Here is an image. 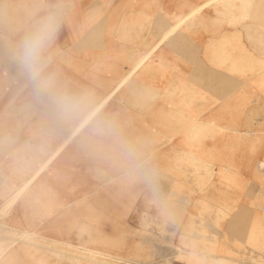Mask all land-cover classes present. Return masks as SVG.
Returning a JSON list of instances; mask_svg holds the SVG:
<instances>
[{
	"label": "crops",
	"instance_id": "1",
	"mask_svg": "<svg viewBox=\"0 0 264 264\" xmlns=\"http://www.w3.org/2000/svg\"><path fill=\"white\" fill-rule=\"evenodd\" d=\"M32 1L38 8L36 12L50 2ZM112 1L65 0L68 4L73 3L74 7L69 10L66 23L56 40L63 43L59 46L55 42L50 50L53 59L48 71L54 73L55 83L47 90H40L34 82L27 85L28 87L25 86L29 78L21 69L18 68L17 75L14 76L8 71L11 62L15 60L12 55L15 44H10L21 38L26 25L30 23L29 20L26 24L27 19L33 18L34 14L27 11L25 0H2L3 12L10 4L9 26L12 28L7 29L6 36L0 35V41L4 42L0 51L8 54L13 60L8 58L7 65L4 66L6 60L0 55V71L5 76L15 78L17 82L8 79L1 84L0 104L7 100L8 103L0 108V157L3 155L5 158L8 152L10 158L14 161L17 159L18 179L14 189L18 184L22 189L5 212L7 214L11 207L17 204L15 217L5 220V214L0 219V264L4 260L10 264H118L120 260H125L122 255L123 246L118 239L122 230H116L115 236L105 238V234L99 230L100 222L90 220L89 213L86 214L85 204L93 203L97 212H100V207L107 208L113 200L100 197L98 186L94 185L98 183L108 186L113 179L115 183L123 184L133 181L136 173L132 166L133 160L141 157L139 155L143 150L154 167L163 169L165 188L161 195L171 197L168 201H184L183 196L185 199H192L196 202L195 207L199 210V215L186 207L175 221L166 217V214L159 217L153 212L135 211L136 227L129 223L126 225L130 237H136L130 241V249L135 247L132 256L139 255L140 249L145 247V254L153 258L157 244L162 243L165 247L171 238L176 243L178 236V246L181 249L188 247L190 251L184 254L187 258L194 257L195 261L203 256V242L210 240L216 254H225L226 258L228 256L226 263L255 264L254 260L264 258V171L258 169V164L264 166V147L254 152L250 161L252 163L258 159L253 166L259 173L258 176H242L249 173L245 167L249 153L247 147L240 148L236 153L240 161V176L225 177V180L219 178V182L215 184L231 185L224 188L221 194L219 190L223 186L215 190L214 176L209 177L206 171L208 166L214 168V146H209L212 139L205 140L203 145L189 144L177 134V123L170 124L177 120L200 121L203 120L204 114L200 112L186 116L177 112L170 113V109L166 111L167 97L164 93L165 88L171 87V82L167 81L169 71L174 69L172 72L184 74L180 78L181 82L176 83L178 86L184 81L182 78H188L187 74L191 75L192 70L187 68L189 64L195 65L190 68H195L196 76L198 72H202V65L198 66L197 63L203 54L202 41L214 35L209 34L214 32V11L210 15L199 17L197 14V18H192L189 13L200 5L189 0L182 1L180 10L173 9L176 0H141L135 3L130 1V4ZM139 8L154 13L149 24L150 30L145 34L142 43L139 41L144 34L140 36L137 32H131L132 27H127V32H116L113 27L118 25L116 21L119 13L127 16L134 14L135 16L130 18L137 20ZM247 9L248 12L258 10L262 13L264 1L237 0L236 6H231L230 11L225 13L227 20L232 19L240 10ZM184 13L188 16L176 24L177 19ZM197 19L204 23L206 31L193 33L192 24H195ZM15 20H18V23H15ZM227 20L222 24L224 27ZM258 20L264 21V17L260 14ZM173 23L177 28L165 37L170 38V42H166L165 38L161 39L162 34L158 30L168 24L164 27L166 29ZM199 28L201 29V26ZM74 51L77 54L72 55ZM145 53L147 56L140 66L131 73L128 80L116 88V83ZM61 60L69 70L80 77L62 71L59 68ZM200 74L198 73L199 76ZM16 87H19V90L14 95L13 90ZM25 87L27 88L24 90ZM113 89L115 91H112ZM259 94V99L251 96L253 100L249 102L251 104H248V107L254 106L251 115L253 118L261 117L259 120L262 122L264 92ZM102 98L104 99L101 100ZM24 99H30L26 102L30 107L23 108V105H26L22 104ZM12 102H15L12 109L5 112ZM199 102L194 105L197 106ZM144 104L145 109L141 108ZM36 105H39V108ZM203 106L214 111V104ZM22 115L27 117L23 124L18 121ZM209 117L214 120V114ZM241 117L240 114L235 119L238 125ZM179 133L181 134L180 130ZM16 137L18 139H14ZM43 138L50 143L49 148ZM151 145L157 147L153 153L149 149ZM11 153L17 156L12 157ZM207 157L211 158V162L207 161ZM107 168L117 171L114 177L107 172ZM177 191L179 195L176 197ZM130 195L128 202L136 201V196H133V193ZM7 197L3 196L2 201ZM114 200L123 202L120 197H115ZM73 201L81 202L83 208H74ZM128 202L120 205L113 214L115 218L120 219V226L129 215ZM203 204L214 210L205 216L206 218L201 216ZM72 210L76 211L77 215L73 216V220L67 219L64 226L67 227L66 230L61 229L63 217H68ZM142 212L146 213L148 220L151 217L153 220L157 218L162 224L159 227L144 226ZM200 225L204 226V233L200 230ZM69 226L80 228V234L88 230V236L72 242L68 235L61 234L64 231L69 233ZM172 227L176 228L174 235H171L174 231ZM152 228L156 231L150 236L148 234ZM133 231L142 234L136 236ZM92 232L96 234L90 235ZM161 233L164 238H160ZM103 242L105 245H101ZM107 243H110L114 250L110 245H106ZM192 245L194 248L190 247ZM80 249H83V256L79 254ZM90 252L93 255L87 254ZM21 253L27 259L25 262H17L16 256ZM48 253H52V256ZM59 259L66 260L62 262ZM173 261L172 264L185 263L181 260ZM143 262L147 264L146 261ZM186 264H189V261H186Z\"/></svg>",
	"mask_w": 264,
	"mask_h": 264
},
{
	"label": "rangeland",
	"instance_id": "2",
	"mask_svg": "<svg viewBox=\"0 0 264 264\" xmlns=\"http://www.w3.org/2000/svg\"><path fill=\"white\" fill-rule=\"evenodd\" d=\"M25 1H26L27 11L30 14L32 13L33 15L34 12H36V10L38 9L36 4L32 0H25ZM116 1H118V4H123V3L130 4V1L135 3L141 0H113L112 3H115ZM182 1L183 0H176L173 9L180 10L181 5L183 4ZM189 1H192L197 4L199 3L200 5V9L198 10L199 17L205 14L210 15L211 13H213L212 11H214V23H213L214 32L209 33L214 35L208 36L202 41L201 51L203 52V54L201 56V59L198 58L200 60L197 63L198 66L202 65V72H198L201 73L200 76L198 75V73L197 76L196 74H194L195 68L194 69L190 68V66L192 67L195 66L194 64H189V67L187 68L192 70V73L191 75L187 74L188 78H182V80L184 81H182V84L179 86L178 84L181 82L180 78L184 74L182 72H172L174 69H171V71H169V73L167 74L168 76L167 81L169 80L171 82V87L165 88L164 96L167 97V99H165V103L167 107L166 111H169L170 109L172 111L171 113L177 112L182 115L186 114V116L200 112L204 114L203 120L200 121L188 122V121L177 120L170 122V124L172 125L174 122L177 123L178 125L176 127V130H178L177 134L180 135L185 140V142L189 144L195 146L203 145L205 140L212 139L209 146H214V168H210V166H208V169H206V171L208 172L209 177L214 176L215 190H219L220 188L219 186H223L219 190V192L222 194L224 192L223 190L231 187V185H220V183L215 184V182H219L218 181L219 178L225 180V177L240 176V173L238 171L240 168L239 167L240 161H238V157L236 156V153L240 150V148L247 147L249 153V155L247 156L248 157L247 162L245 164V167L249 173L247 175L244 174L242 176L259 175L257 170L255 171L254 169L255 167L253 168L255 162L258 159L252 161V163H250V161L252 159L254 152L264 147V121L260 122L259 119L261 117L260 118L252 117L251 110L252 108H254V106L248 107V104H251L249 102L253 100V98H251L252 95H254L256 99H259L260 98L259 92H264V21L258 20L260 14L261 17H264V12L261 13L258 10H252L248 12V9L244 11L240 10L238 13H236L233 16L232 19L227 20L228 16H226L225 13L230 11L231 6H236L237 0H232V2L231 0H229L228 4L225 6L223 5L222 2H220V0H210V1L207 0L208 2H206V0H189ZM211 1L214 2L211 3ZM1 3L2 0H0V4ZM209 3H211V7ZM9 5L10 4L7 5L4 12L3 9L2 11H0V35L6 36L7 29L12 28V26H9V23H11L10 22L11 7ZM185 9H187V7H185ZM132 15L133 17L135 16L134 14H128L127 16V14L120 15L119 13L118 19L116 21L118 22V25H116L115 22L114 23L115 26L113 27L116 28V32H127L126 31L127 27L128 29L132 27L131 32L133 33L137 32L140 36L144 34V36L139 41L142 43L143 39L145 38V34H147V31L150 30L149 24L151 22L154 13L147 12L146 10L139 8L138 17H137L138 19L136 20L135 18H130ZM160 15L161 14H159V16ZM125 17H128V19H126ZM31 18L32 17H29V19H27L26 24L28 23L29 20H31ZM192 18H197V14ZM132 20H133V25H132ZM225 20H227V22L224 24L226 25L224 27L222 24L223 22H225ZM196 21L197 22L195 24H192L193 33L199 31L201 32L206 31L207 27L205 28L204 23H202L200 19L199 20L197 19ZM14 22L18 23V20H15ZM136 22H138L137 26H136ZM166 25L161 26V28L158 31L161 32L162 29L166 27ZM27 26L28 25H26V27ZM199 26H201V29L199 28ZM165 39L166 42H170L169 41L170 38L167 37ZM16 42L17 40H15V43ZM15 43H11L10 46H13ZM62 43L59 41L56 42V45L61 46ZM3 44L4 42L0 41V48L2 47ZM73 54H77V52L74 51V53L72 52V55ZM0 55L1 57L5 58L6 62L4 66H6L9 55L3 54L2 51H0ZM81 55L87 56L86 54H81ZM13 59H10V61ZM52 59L53 58H51V61ZM62 61L63 60H61L59 64V68L62 69V71H66V73L69 72L71 76L74 75L76 76L74 72L69 70L67 66L62 63ZM11 63H12L11 67L10 69H8V71L11 72L12 76L17 75L16 72L18 71V68L19 69L21 68L18 62L16 61V59L13 60ZM2 76L5 77V79ZM77 76H79V74ZM8 79L11 82L14 81L17 82L15 78L5 76L3 75V72L0 71V90L2 88L1 84H4ZM31 83L32 81L29 79V81L25 86L30 85ZM175 84L176 86H174ZM27 87H25L24 90ZM248 87H252V88L250 89ZM18 90L19 87H16L13 90L14 91L13 94L16 95ZM1 96L2 93L0 94V97ZM4 97L6 100L7 99L6 92ZM145 98L146 96L143 97V99ZM11 100L12 99H10V101ZM29 100L30 99L22 100V104L26 103ZM7 101L1 103L0 108H3V106H5L8 103ZM197 101L200 102L198 103L197 106H195L194 104H196ZM14 103L15 102H12L11 105L6 108L5 112L10 111ZM210 103L214 104V111L211 110V108L209 109L208 107L203 106L204 104H210ZM27 106L30 107V105L26 103V105H23V108ZM36 107L39 108V105H36ZM144 107L145 104L142 105L141 108ZM13 112L15 111H12V113ZM211 114H214V120L211 117H209V115ZM240 114L242 117L240 118L238 125V122H236L235 119L238 118ZM26 119L27 117L25 118V116L22 115L20 116V119L18 121L23 124ZM171 128L173 130L175 129L172 126ZM179 130L181 134L179 133ZM213 135H214V139H213ZM17 137L14 139H18ZM43 139L45 140L44 141L45 145L46 146L48 145L47 147L49 148L50 143L49 144L47 143L46 138ZM154 146L155 145H151L149 148L150 150H152L151 153H153V151L157 149V147ZM9 154L10 153L7 152L5 154V158H3V155L0 157V175L3 177L2 181H0L1 183L0 204L3 202L2 201L3 196L7 197L9 193L12 192L15 183L17 182L18 179L17 159L14 161L13 158L9 157ZM145 154L146 152L143 150V153H140L139 156L144 157ZM14 155L17 156V154L11 153L12 157ZM207 161L211 162V158L207 157ZM151 165L153 166L152 162ZM49 168L50 170H52V165H50ZM155 168L157 169V167ZM258 169L264 171V166L258 164ZM157 170L159 171L160 175L158 176L154 185L151 188L143 182V180L140 178L139 174L136 171H135L136 173H134L135 176L133 174L134 179L130 183H126V184L115 183L113 179L111 180V183L108 184V186L98 183H96L97 185L92 184L94 186H98L97 189H99L98 191H100L101 193L100 197H106L113 200L108 204L107 208L102 209V207H100L101 209L100 212H97L95 210L97 207L93 203H91V205L90 203H87L85 204L86 207L85 209H87L85 211L86 214L89 213L90 220L100 222L101 225L99 227V230L101 231V233L105 234L104 235L105 238L106 237L110 238L112 236H115L116 230L117 231L122 230V234L118 239L122 243L123 246L122 255L126 259L123 261L120 260L118 264H128V263L143 264L145 263L143 261H146L147 264H172L171 262L173 260L175 261L181 260L185 262V263L177 262L176 264H186V261H189V264H201L202 261L204 262V264L205 263L228 264L226 263V260H228V256L226 258L225 254H221V253L216 254V252H214L215 251L214 246L210 244L211 243L210 240L203 242L204 243L202 248L203 256L200 257L199 260L195 261L196 259L194 257L187 258L188 256L185 255L184 253L186 252L188 253L190 249L188 247L187 248L183 247L184 249H181L178 246V243H180L178 236L176 238L177 241L176 243L172 238L171 241H169L166 238L168 241L165 247L163 246L162 243L157 244L156 247L154 248L155 256L153 258L151 257L149 258L148 255L145 254L146 253L145 247L143 249L142 248L140 249L141 252L139 253V255L137 254L135 256H132L135 247L133 249H130L131 246L130 241L136 239V237H132V238L130 237L129 233L127 232L126 225L129 223L136 227L135 225L136 212H141L142 210H145L147 212L148 211L153 212L159 217H163L166 214L167 216L166 215L165 216L168 217L170 220L173 219L176 221L180 217L183 209L188 207L196 215H199L198 212L199 210L195 207L196 202L192 201V199L188 200L187 198L185 199V197L183 196L182 199H184V201H181L179 199L175 201L174 200L168 201V198L171 197H166L165 195H161L163 193V188H165V181L162 179L163 176L162 167H159V169ZM107 172L114 177L117 171H115L112 168H107ZM189 185L192 186L193 184H189ZM159 192L160 194H158ZM131 193H133V196H136L137 199L135 200L137 202L136 201H132V202L130 201V203L128 202ZM178 195H179V191L175 193L176 197ZM118 196L120 197V200H123V202L114 200L115 197L119 199ZM153 198H155V203L151 201ZM124 202L129 203L130 211H129V215L125 217L122 226H120L118 225V221L120 219L118 217L115 218L113 214L120 205L122 204L124 205ZM199 203H203V202H199ZM72 204H74V208L75 206H78V209L83 208V204L81 202L79 203L78 201H73ZM205 206L206 205L203 204V208H201V212H202L201 216H203L204 218H206L205 216H207L211 211H214L211 207L209 208ZM17 209H18V205L17 204L13 205L10 211H8V213L6 214L7 217H5V220L15 217V214L17 213ZM75 215H77V212L72 210L71 212H69L68 217L66 218L63 217L61 223V229L66 230L67 227L64 226L67 223V219L69 221L73 220L74 218L73 216ZM154 219L156 221L153 220L152 217L148 220V218L146 217V213L142 212V223L144 226L147 227L148 225H154L155 227H159L162 224L161 221L158 222L157 218ZM204 223L207 224V221L204 220ZM203 227H204L203 225H200L199 227L200 230H202V233H204ZM68 228H70L71 230L69 233H66L64 231L61 234L68 235V239H70L72 242L80 241L82 238L88 236V232H89L88 230H85L87 232L83 231L80 234L78 233L80 228L70 227V226ZM221 228H223V226H221ZM152 229L153 230H150L148 234L150 236H152L153 232L156 231L154 228ZM172 230L174 231L171 233V235H174L176 228L174 227ZM95 234L96 233L92 232L90 235H95ZM138 234H142V233L134 232V235L137 236ZM160 238H164L162 233L160 234ZM222 238H221V242L223 241ZM160 241L163 242L162 240ZM104 242L101 243V245H105ZM106 245H110L111 249L114 250L113 246L110 243H107ZM50 246L51 245L49 244L48 247L50 248ZM190 247L194 248V245ZM180 251L182 253H180ZM51 254L52 253H48V255ZM16 257L18 258L17 262H25L27 260L22 253L19 256L17 255ZM127 258L128 260H130V262L127 261ZM106 259H108V257ZM59 260L65 262L66 259L63 260L59 259ZM254 261L255 264H264V258H257ZM4 263L10 264L9 262H6V260H4L2 264Z\"/></svg>",
	"mask_w": 264,
	"mask_h": 264
},
{
	"label": "clouds",
	"instance_id": "3",
	"mask_svg": "<svg viewBox=\"0 0 264 264\" xmlns=\"http://www.w3.org/2000/svg\"><path fill=\"white\" fill-rule=\"evenodd\" d=\"M74 4L65 0H50L42 10L34 13L21 38L15 43L13 55L21 70L34 82L38 89L47 90L54 86V73L48 71L51 63L50 50L66 23L69 10ZM133 168L150 188L160 175L148 157H137ZM155 203V198L151 200Z\"/></svg>",
	"mask_w": 264,
	"mask_h": 264
},
{
	"label": "bare ground",
	"instance_id": "4",
	"mask_svg": "<svg viewBox=\"0 0 264 264\" xmlns=\"http://www.w3.org/2000/svg\"><path fill=\"white\" fill-rule=\"evenodd\" d=\"M208 1H210V0H208ZM207 1V2H208ZM220 2H222L223 3V5L225 6V5H227L228 4V0H220ZM231 2H232V0H231ZM222 5V6H223ZM199 8L200 7H198V5H197V8L195 9V10H193V11H191V13H189V16L190 17H193V16H196V14H198V12H196V11H198L199 10ZM2 9H3V7H2V5L0 4V11H2ZM195 11V12H194ZM186 16H188L187 15V13L185 14H183L182 16H181V18L178 20L177 19V23L176 24H178V22H180V21H183L184 19H182V18H185ZM182 19V20H181ZM175 24V25H176ZM174 25V23L173 24H171L170 26H168L166 29H162V31H161V39L162 38H165L167 35H169V34H171V33H173L175 30H176V28H177V25L175 26ZM158 42V41H157ZM156 45V44H155ZM151 49H153V47L151 48ZM150 51V50H149ZM147 52V51H146ZM149 54V53H148ZM146 53L144 54V55H142L141 57H139V59L134 63V65L133 66H131V68L126 72V74L125 75H123V77L119 80V82L118 83H116V88L117 87H120V85L123 83V82H125L126 80H128V78L131 76V73H133V71L135 70V69H137V67L138 66H140V64L144 61V59L146 58ZM147 60V59H146ZM145 60V61H146ZM145 63V62H144ZM160 66V65H159ZM114 88V87H113ZM115 88V89H116ZM150 88V87H149ZM115 89H113L112 91H115ZM118 90V89H117ZM104 98H102L101 100H103ZM101 102V101H100ZM96 106V105H95ZM99 107H100V105H99ZM94 108V107H93ZM89 112V111H88ZM172 111L170 110V113H171ZM89 114V113H88ZM87 114V115H88ZM87 118V117H86ZM83 120V119H82ZM84 120H86V119H84ZM81 121V120H80ZM80 121H79V123H80ZM82 122V121H81ZM213 125V124H212ZM248 133V132H247ZM76 134V133H75ZM63 141V140H62ZM173 141V140H172ZM41 168V167H40ZM40 168L38 169V171L40 170ZM38 177V176H37ZM28 178V177H27ZM36 178V176L34 177V179ZM2 179H3V177L0 175V181H2ZM25 181V180H24ZM32 181H34V180H32ZM21 184V183H20ZM26 187V186H25ZM43 188V187H42ZM22 188L20 187L19 188V184H18V186L15 188V189H13L12 190V192L9 194V196L3 201V203H1L0 204V219L2 218V216L3 215H5L6 213V209L7 208H9L10 207V205L12 204V202L15 200V198H17V196L19 195V193H20V190H21ZM24 190V189H23ZM44 197V196H43ZM0 225H2V222H0ZM93 225V224H92ZM7 231H9V230H7ZM9 234H10V232H9ZM26 234H29V233H26ZM21 235H23V234H21ZM25 235V234H24ZM35 235V234H34ZM26 236V235H25ZM48 239V238H47ZM50 240V239H49ZM156 242V241H155ZM154 243V242H153ZM159 243V242H158ZM171 245V244H170ZM169 246V245H168ZM167 246V247H168ZM80 248H81V246H80ZM174 248V247H173ZM170 249H172V248H170ZM176 249V248H175ZM90 250H92V249H90ZM177 250H179V249H177ZM181 250V249H180ZM86 251V250H85ZM182 251V250H181ZM180 251V252H181ZM171 252V251H170ZM178 252V251H177ZM85 253V252H84ZM102 253V252H101ZM166 253V252H165ZM79 254L81 255V256H83V249H80L79 250ZM87 254H90V255H93L92 254V252H90V253H87ZM96 254V253H95ZM176 254V253H175ZM76 255V254H75ZM89 255V256H90ZM99 255H100V253H99ZM102 255V254H101ZM172 255H173V253H172ZM96 256V255H95ZM106 256V255H105ZM105 256H104V258H105ZM88 257V256H87ZM93 257V256H92ZM104 258H101V259H104ZM173 258V257H172ZM95 259V258H94ZM161 259V258H160ZM96 260H98V259H96ZM100 260V259H99ZM105 260V259H104ZM111 260V259H110ZM112 260H113V258H112ZM170 260H171V258H170ZM127 261L128 262H130V260H128V258H127ZM133 262V261H132ZM111 264H114V262H110ZM124 263V262H123ZM129 264V263H128Z\"/></svg>",
	"mask_w": 264,
	"mask_h": 264
}]
</instances>
